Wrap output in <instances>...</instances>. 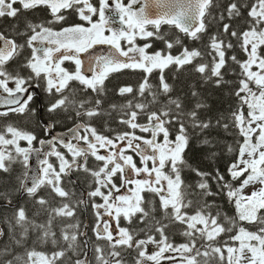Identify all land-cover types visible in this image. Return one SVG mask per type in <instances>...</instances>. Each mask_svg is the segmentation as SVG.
<instances>
[{
    "label": "snow or ice",
    "instance_id": "snow-or-ice-1",
    "mask_svg": "<svg viewBox=\"0 0 264 264\" xmlns=\"http://www.w3.org/2000/svg\"><path fill=\"white\" fill-rule=\"evenodd\" d=\"M41 7L49 10L50 19L46 23L26 21L25 29L17 31V35L26 37L24 43L0 32V107L5 108L0 116L34 113L30 104L36 93L32 89L40 88L42 82L44 91L57 97L48 111L74 112L81 122L69 130L71 139L54 136L40 140V148L33 146L37 137L29 131L13 124L0 130V173L11 177L13 165H22L24 171L15 177L14 190L26 193L37 206L29 216L25 207L13 204L8 191H0V200L14 208L8 220L11 242L24 248L23 255H12L10 247L0 249V257H12L3 264H93V258L95 264H127L124 253L129 249L137 253L135 264H162L165 260L170 264H264V0H231L223 8L219 0H0V19H15L21 12ZM213 9L221 10L214 14ZM244 10L247 27L235 30L231 21L243 18ZM69 12L76 13L87 26L75 24L60 30L51 26L65 22ZM214 23L222 24V30L209 36L207 55L211 63H196L204 59L205 52L184 45L181 35L201 40ZM164 26L177 34L169 37ZM229 36L238 40L247 59L227 56L234 47ZM138 39L160 40L165 48L149 52L152 44L140 45ZM97 46L107 49L97 52ZM176 47L181 51L173 55ZM25 48L31 51L20 69H27L28 76L8 68ZM229 59L240 68L235 91L239 103L230 114V122H224V117L201 119V110L208 107L202 99L186 110L179 97L169 95L173 86L165 79L166 69L175 65L179 72L193 65L205 82L212 81L219 87L228 83L223 69ZM66 61L74 64V70L63 66ZM125 69L143 71L145 76L135 89L130 85L118 89L120 96L135 93L122 105H110L111 110L121 113L119 122L129 131L109 137L83 118L91 121L107 113L102 107L106 81ZM154 71L160 73L158 88L149 79ZM74 82L82 87H73ZM89 90L92 96H78V92L86 94ZM191 95L200 94L193 90ZM141 115L146 123L138 122ZM230 124L243 138L237 159L228 168L232 181L244 177L239 187L226 180L219 169L213 176L193 168L185 158L193 131L203 134L213 127L227 131ZM51 127L45 125L46 131ZM137 130L149 135H138ZM21 141L28 147H22ZM201 144L211 146L213 141L205 137ZM57 145L66 149L71 159ZM233 150L229 145L228 151ZM33 153L38 158L43 154L35 173L31 170ZM53 156L58 164L49 159ZM89 156L100 162L97 167L88 166ZM185 168L199 177L195 186L182 178ZM73 171L91 177L89 190L79 197L74 189L65 187V177ZM210 181L219 191H212ZM7 183L11 179L0 178V184ZM256 184L260 185L258 189L244 193L245 188ZM42 189L48 190V198L39 195ZM145 193L158 198L162 217L155 215L157 209L146 200ZM221 193L234 204L235 217L219 210L213 213L215 201L207 198ZM56 198L59 205L53 206L51 201ZM89 205L95 216L94 241L88 236V225L78 216L81 206L86 209ZM192 208L194 212L187 211ZM122 219L129 225L138 220L144 227H122ZM241 222L258 225V230L250 231ZM170 224L184 226V243L170 240L166 232ZM234 231L223 244L217 243L222 235ZM141 232L144 238H140ZM4 234L0 228V237ZM30 240L32 246L28 247ZM45 244L56 250L39 251L37 246ZM149 245L155 246L151 253Z\"/></svg>",
    "mask_w": 264,
    "mask_h": 264
},
{
    "label": "trees",
    "instance_id": "trees-1",
    "mask_svg": "<svg viewBox=\"0 0 264 264\" xmlns=\"http://www.w3.org/2000/svg\"><path fill=\"white\" fill-rule=\"evenodd\" d=\"M231 0H219V3L221 4L222 8L226 7L228 3H230ZM249 3H251V0H248ZM221 9H213L214 14H218ZM41 11L36 13L34 16L38 15ZM40 15H44V13H40ZM32 18V17H31ZM34 18V17H33ZM247 18V10H244V16L243 18H239L237 20L231 21L233 28L238 31H243L247 24L245 23V19ZM1 22L2 25H5V29H7L8 33H15L16 29L19 27H25L27 17H24L21 19V21L15 22L13 20H10L8 18L2 19ZM228 22V21H225ZM218 30H222V24H213L210 26L208 33L204 34L201 40H191L187 37H184L181 35V39L183 40L184 45L191 48H199L201 51L205 52V56L203 60H197L196 63H211V58L207 55V45L209 41V36L213 33L217 32ZM166 33H171L170 31H166ZM227 39H230L234 45L232 49H229L227 52V56L230 58L232 55L237 56L239 60H245L247 59L245 53L241 50L239 46V42L236 38L233 37H227ZM179 49V52L181 51V48L177 47V50ZM225 73V80L228 81V83L221 84L219 87L215 85L214 82L208 81L205 82L199 73L195 72L193 65H187L184 69L177 72L176 67H170L165 70V78L169 84L173 86V91L169 94L171 97H179L186 110H191V108L196 103L197 99H202L208 107L206 109L201 110L200 118L201 119H211L215 121L216 119H219L221 117H224V122H230V114L237 109L238 106V98L235 96V91L239 87L238 81H239V73L240 68L239 65L233 63L230 59L228 61L227 66L225 69H223ZM122 76V77H121ZM119 77H116L114 82H109L107 86V91L105 95L103 96L104 100V109L107 110V113L101 116H97L94 118V121H99L102 125V128H106V131L109 130H115L113 128H116L119 125L117 122V114L119 111H113L110 108V105L117 104L122 105L123 104V96L118 95L116 92V86L119 84H126L125 82H122L123 78H130V84L132 86H137L134 84V80H138V73L136 72H130L126 73L124 75H121ZM155 87H159V84H153ZM116 87V88H115ZM137 87H134V89ZM197 91L200 95L199 97H193L191 95L192 91ZM161 100L166 102V97H161ZM48 102V101H47ZM44 101V110H43V116L47 114L46 108L47 103ZM34 113L31 114L29 117H21L15 121L17 127H20L24 130H34L36 134H39L41 131H43L42 124L39 122L40 114L38 111V108H34ZM245 112H247V109H245ZM110 113V114H109ZM55 114L62 115V111H57L55 113H49L50 116H54ZM11 117V116H8ZM26 118V119H25ZM72 119V117H70ZM6 120H9V118H6L4 116H0V128H2L3 125H5ZM61 122H58V128H62L66 125V122L64 120H60ZM14 122V123H15ZM115 123V125H113ZM101 128V129H102ZM174 130V129H173ZM207 137L208 139L213 141V144L211 146L209 145H202L201 141ZM242 137L239 135V132L236 128L232 127L230 124V127L227 131H225L222 127H213L209 130H206L205 133L200 134L198 130L193 131L192 139L190 140L189 147L185 152V158L189 162V164L193 168H199L203 172H211L213 176L216 174V169H219V171L224 175L226 180H229L234 187H239L244 177H241L239 180L232 181L231 177L228 173V168L231 163L235 162L238 156V150L240 143L242 141ZM232 146L234 149L232 152L228 151V146ZM215 153L213 156L212 154ZM24 171L22 165L15 164L13 165V171L11 173V177H9L8 174L0 173V178H3L4 180L11 179V183L7 184H0V191H8L9 195L12 197L13 203L17 206H23L27 209L28 215L32 216L35 206L32 199L28 196L20 197V191H15L14 189L17 187V182L15 180V177L20 176L22 172ZM182 178L184 179L185 183L188 185L195 186L196 182L199 180V177L196 176V174L191 171L189 168H185L182 171ZM212 185V191L217 192L219 191L218 185L210 181ZM84 184L79 182L72 185V189L75 190L77 197L83 192ZM41 196H45L48 198V190L42 189L39 193ZM191 198V197H190ZM209 201H215V207L213 208V213L217 210L221 211L222 213H226L230 217H235L237 215L236 208L233 203H230L227 196L223 193L214 196V197H208ZM153 205L155 206L156 213L155 215L159 218L162 217V212L160 211L159 207V200L156 197H152L151 200ZM53 206L59 205V198H56L51 201ZM14 208L10 206L3 205V201L0 200V228L4 230V236L0 237V249H3L5 247H10L12 249V255H23L24 254V248L15 246L11 242V231L8 224V220L12 217ZM190 213L194 212L195 209H187ZM264 211V210H262ZM79 219L81 220L82 224L86 223L87 218V211L86 209L81 206L78 213ZM41 221L44 219V217H39ZM245 228H247L250 231H257L258 225L248 224L247 222H241ZM129 228L133 230H138L140 228L144 227V224L139 223L138 220H135L131 225L128 226ZM183 225L180 224H170L169 227L166 229V232L170 238V240L175 244H180L185 242V237L181 235V232L183 230ZM17 231H19L17 229ZM57 233H59V224L56 227ZM235 231L233 233L222 235L220 238H218L217 243L223 244L224 241L228 240V237L230 235H234ZM145 233H140V238H144ZM35 237L33 236L32 239ZM159 238V237H157ZM232 243L231 241H229ZM32 243L31 240L28 243V247H31ZM39 251L44 252H52L55 251L56 248L51 244H45V245H38L37 246ZM71 255V253L69 254ZM136 251L135 250H127L124 253V259L127 262V264H135V258H136ZM10 256L6 257H0V264H3V260L5 259H11ZM76 257H73L75 259ZM203 259V258H201ZM93 264H95V261L93 260ZM213 264H215V261H213Z\"/></svg>",
    "mask_w": 264,
    "mask_h": 264
},
{
    "label": "flooded vegetation",
    "instance_id": "flooded-vegetation-1",
    "mask_svg": "<svg viewBox=\"0 0 264 264\" xmlns=\"http://www.w3.org/2000/svg\"><path fill=\"white\" fill-rule=\"evenodd\" d=\"M95 2V0H94ZM125 2H127V0H125ZM15 7H20L19 4L15 5ZM39 11H41L40 13H44V15H40V13L36 16H34L36 13H38ZM67 15V20L63 23H60V24H53L51 25L52 27H54L56 30H60L61 28L63 27H68L70 25H75V24H85L86 25V22L84 21H81L78 17V15L74 12H69V13H66ZM24 17H27V21H32L34 23H39V22H47L49 19H50V14H49V10L47 8H44V7H41V8H37L36 10L34 11H29V12H21V14L13 19V18H9V17H4V18H8L10 20H13L15 22H20L22 18ZM32 17V18H31ZM34 17V18H33ZM2 18V19H4ZM2 19H0V32H3L5 34V36H8L10 38H13V39H16L18 43H24L25 42V39L26 37L23 36V35H17V31H23L25 29V27H19L16 29L15 33H8L7 32V29H5V25H2ZM87 26V25H86ZM166 27V26H164ZM146 42H150L152 44V47L150 49H148L149 52H155V51H158V50H161V49H164L165 48V45L163 43V41H160V40H156V39H149L148 41H145V40H141V39H138L137 40V43L140 44V45H143L144 43ZM107 49V46H97V48L95 49V51L97 52H104L106 51ZM30 49H27L25 48L23 54L21 57H19L17 60H14L13 62H11L8 66L9 68V71H12V72H15V71H20L22 75L24 76H28L29 75V71L27 69H20V65L23 63L24 59L26 57H28L30 55ZM172 53L173 55L176 54V50L175 48L172 49ZM83 58V57H82ZM64 67H66L69 71H72L74 70V64L70 61H66L65 64L63 65ZM175 66V65H173ZM172 66V67H173ZM130 72H136L138 73V80H134V84H136L137 86H133V87H138V85L140 84V82L142 81L143 77L145 76V73L143 71H140V70H131V69H125L119 73H114L108 81H106V89H107V86L109 84V82H114L115 78L116 77H119L121 75H124L126 73H130ZM159 76H160V73L159 71H154L151 75V77L149 78L150 79V83L151 84H159L160 81H159ZM122 77V76H121ZM117 79V78H116ZM122 82H125L126 84H119L118 86H116V92L118 93V89L122 86H125V85H130V78H123ZM9 87H14L13 84H9ZM73 87L77 88V89H80L82 86L76 84L75 82L73 83ZM40 90V93L39 94H36L38 96H35L33 101L31 102L30 104V108L31 109H34V108H38V111H39V114H40V119H39V122L42 124V127H43V131H41L39 134H36L34 132V130H29V132L33 133L36 135L37 137V141H34L33 142V146L34 147H40V144H39V141L40 140H50L51 136L48 135V131H46L45 129V125H44V122L46 121H51L54 123V130H59V131H68L72 128H74L78 122H81V118L79 117H76L74 112H69V113H66V112H63L62 115H58V114H55L54 116H50L49 112L48 111V107L49 105L54 102V100L57 98L55 96H50L47 92L44 91V88H43V84L41 82V87L39 88ZM107 91V90H106ZM93 94L91 93V91L89 90L88 93H83V92H78V96L80 98H84L85 96H92ZM119 95V94H118ZM135 95V93L131 94V95H127V96H123V104L129 100V99H132L133 96ZM44 101H48L46 103L47 105V108H46V111H47V114H45V116H43V110H44V107L43 109L40 108V104L42 103L43 106L45 105L43 102ZM117 105V104H116ZM105 104L103 103L102 107L104 108ZM31 116V114L27 115V117ZM120 116H121V113L119 112L117 114V122L119 123L120 126L116 127V128H113V129H120V128H125L126 125H123L119 122L120 120ZM72 117V119L70 118ZM21 118L20 116H17V122H18V119ZM24 118V117H23ZM26 119V118H25ZM86 122H90L94 127L97 128L98 132H101L102 134L106 135V136H109V137H115V133L116 132H122L121 130H109V131H106V128H102V125L103 124H100L99 121H94V118L91 120V121H87V118H83ZM20 120V119H19ZM60 120H64V122H66V125L62 128H58V122H61ZM142 120V115L138 118V121H141ZM19 123V122H18ZM115 125V123L113 124ZM104 126V125H103ZM102 128V129H101ZM137 134L138 135H149L147 133H140L138 130H137ZM71 139V138H70ZM75 142V141H73ZM25 144H27L25 142ZM28 146V145H27ZM59 147V150L61 152H64L69 159H71V155L69 153H67V150L64 149L62 146L58 145ZM101 154H103V150H101ZM137 159V163L139 164V158H136ZM50 160L52 163L54 164H58V162H56V157H50ZM98 163L100 162H97L95 161V159L91 156H89L88 158V166L90 168H95L97 167ZM69 181H75L76 182H81L84 184L85 187H88L89 185V182L91 181V177L83 172V171H73V173L71 174V176H68V177H65V182H69ZM116 182L119 184V178L117 177L116 178ZM70 185H72L71 183H69ZM85 190H89V189H84ZM145 197L148 195V193H145L144 194ZM97 201L99 202V198H97ZM87 222L89 221V224H88V234L90 236H93V233H92V227L95 223V216L93 215V210L91 208V205H89L87 207ZM113 227H115V225H113Z\"/></svg>",
    "mask_w": 264,
    "mask_h": 264
},
{
    "label": "water",
    "instance_id": "water-1",
    "mask_svg": "<svg viewBox=\"0 0 264 264\" xmlns=\"http://www.w3.org/2000/svg\"><path fill=\"white\" fill-rule=\"evenodd\" d=\"M48 125H52V123H49ZM51 129H52V127L49 130H51ZM54 136H59V137H62L64 139H65V137H68V135L66 136V135H64L62 133H59V132L58 133H54L52 135V137H54ZM69 137H70V135H69ZM44 147H46V146H44ZM42 158H43V154H40V156L38 158L37 155L35 153H33L32 160H31V170H32L33 173L38 171V169H39V159H42ZM22 194L24 195L26 193L22 192Z\"/></svg>",
    "mask_w": 264,
    "mask_h": 264
},
{
    "label": "rangeland",
    "instance_id": "rangeland-1",
    "mask_svg": "<svg viewBox=\"0 0 264 264\" xmlns=\"http://www.w3.org/2000/svg\"><path fill=\"white\" fill-rule=\"evenodd\" d=\"M260 187L259 184H256L254 187L253 186H249L247 188L244 189V193L245 194H251L252 191L258 189ZM155 250V246L154 245H149L148 246V252L151 253ZM162 264H170L169 261L165 260V261H162Z\"/></svg>",
    "mask_w": 264,
    "mask_h": 264
}]
</instances>
